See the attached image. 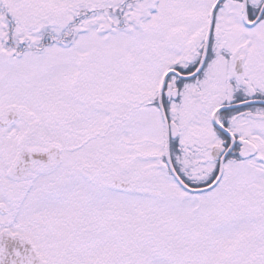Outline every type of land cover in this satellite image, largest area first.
I'll use <instances>...</instances> for the list:
<instances>
[{"label":"snow or ice","instance_id":"snow-or-ice-1","mask_svg":"<svg viewBox=\"0 0 264 264\" xmlns=\"http://www.w3.org/2000/svg\"><path fill=\"white\" fill-rule=\"evenodd\" d=\"M0 264H264V0H0Z\"/></svg>","mask_w":264,"mask_h":264}]
</instances>
